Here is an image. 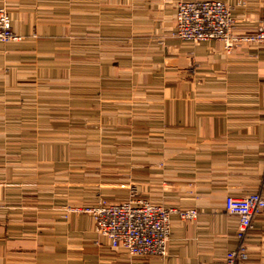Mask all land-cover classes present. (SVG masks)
Returning <instances> with one entry per match:
<instances>
[{
  "label": "crops",
  "instance_id": "0c3cea01",
  "mask_svg": "<svg viewBox=\"0 0 264 264\" xmlns=\"http://www.w3.org/2000/svg\"><path fill=\"white\" fill-rule=\"evenodd\" d=\"M180 1L246 24L264 0H0V264H223L228 193L264 194V47L172 36ZM137 198L173 216L165 256L131 258L71 210ZM264 264V214L246 242Z\"/></svg>",
  "mask_w": 264,
  "mask_h": 264
},
{
  "label": "built area",
  "instance_id": "2783aa9c",
  "mask_svg": "<svg viewBox=\"0 0 264 264\" xmlns=\"http://www.w3.org/2000/svg\"><path fill=\"white\" fill-rule=\"evenodd\" d=\"M172 36L180 43L217 41L226 53L243 45L264 47V17L261 23L246 24L220 1H180L176 7ZM18 39L9 24L8 11L0 6V43ZM127 201H98L88 208H73L90 214L98 234L112 249L131 258L165 256L171 221L192 223L197 212L192 207H167L137 198L138 190L129 188ZM236 219V245L226 250L223 264H242L248 259L246 242L255 220L264 214V194L250 190L246 194L228 193L225 209Z\"/></svg>",
  "mask_w": 264,
  "mask_h": 264
},
{
  "label": "trees",
  "instance_id": "16d2710c",
  "mask_svg": "<svg viewBox=\"0 0 264 264\" xmlns=\"http://www.w3.org/2000/svg\"><path fill=\"white\" fill-rule=\"evenodd\" d=\"M177 41V40H176Z\"/></svg>",
  "mask_w": 264,
  "mask_h": 264
}]
</instances>
